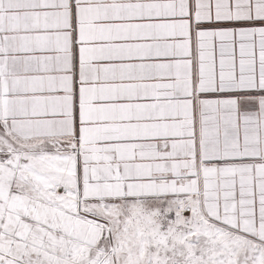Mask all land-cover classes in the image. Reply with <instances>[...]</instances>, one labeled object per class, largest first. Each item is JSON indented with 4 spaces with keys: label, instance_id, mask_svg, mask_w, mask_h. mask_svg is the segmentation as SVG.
<instances>
[{
    "label": "snow or ice",
    "instance_id": "obj_1",
    "mask_svg": "<svg viewBox=\"0 0 264 264\" xmlns=\"http://www.w3.org/2000/svg\"><path fill=\"white\" fill-rule=\"evenodd\" d=\"M0 264H264V0H0Z\"/></svg>",
    "mask_w": 264,
    "mask_h": 264
}]
</instances>
